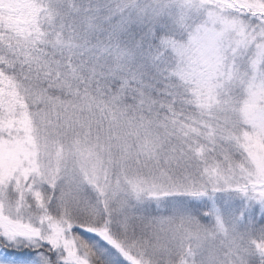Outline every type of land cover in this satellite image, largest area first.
Instances as JSON below:
<instances>
[{"label":"snow or ice","instance_id":"1","mask_svg":"<svg viewBox=\"0 0 264 264\" xmlns=\"http://www.w3.org/2000/svg\"><path fill=\"white\" fill-rule=\"evenodd\" d=\"M0 264H264V0H0Z\"/></svg>","mask_w":264,"mask_h":264}]
</instances>
